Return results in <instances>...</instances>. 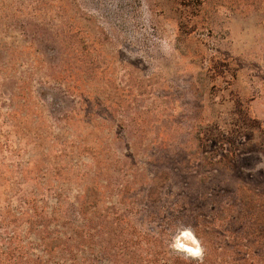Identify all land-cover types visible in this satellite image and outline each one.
Segmentation results:
<instances>
[{
  "label": "rangeland",
  "instance_id": "1",
  "mask_svg": "<svg viewBox=\"0 0 264 264\" xmlns=\"http://www.w3.org/2000/svg\"><path fill=\"white\" fill-rule=\"evenodd\" d=\"M0 264H264V0H0Z\"/></svg>",
  "mask_w": 264,
  "mask_h": 264
},
{
  "label": "flooded vegetation",
  "instance_id": "2",
  "mask_svg": "<svg viewBox=\"0 0 264 264\" xmlns=\"http://www.w3.org/2000/svg\"><path fill=\"white\" fill-rule=\"evenodd\" d=\"M189 251H194V249H193V248H191V247H189Z\"/></svg>",
  "mask_w": 264,
  "mask_h": 264
}]
</instances>
